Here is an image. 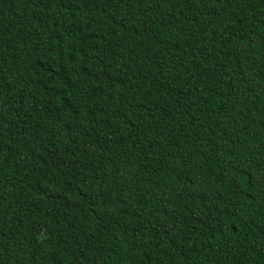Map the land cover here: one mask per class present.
<instances>
[{"label":"trees","instance_id":"16d2710c","mask_svg":"<svg viewBox=\"0 0 264 264\" xmlns=\"http://www.w3.org/2000/svg\"><path fill=\"white\" fill-rule=\"evenodd\" d=\"M0 264H264V0H0Z\"/></svg>","mask_w":264,"mask_h":264}]
</instances>
